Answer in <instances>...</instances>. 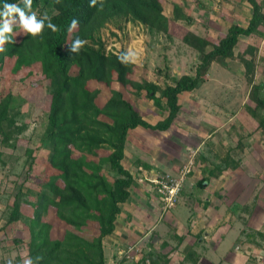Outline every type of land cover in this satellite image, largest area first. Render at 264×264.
Returning a JSON list of instances; mask_svg holds the SVG:
<instances>
[{
	"label": "rangeland",
	"instance_id": "rangeland-1",
	"mask_svg": "<svg viewBox=\"0 0 264 264\" xmlns=\"http://www.w3.org/2000/svg\"><path fill=\"white\" fill-rule=\"evenodd\" d=\"M256 2L264 14V0ZM31 3L39 19L55 14L52 0ZM162 5L171 21L169 34L134 21L116 6H104L81 34V48L116 58L135 53L127 61L136 67L134 83L154 85L159 96L180 77H193L203 54L231 26L246 28L252 17L248 0H164ZM257 31L240 36L230 57H216L201 73L197 89L178 96L179 109L167 130L127 132L121 165L132 183L129 197L118 206L114 231L102 239L104 264H264V106L258 104L264 101V25ZM10 35L5 52L21 45L5 58L4 67L0 53V112L9 93L17 94L0 124V264H23L29 257L35 264L48 257L63 232V227L55 231L59 221L53 211L40 222L35 214L37 201L51 195L48 189L57 179L60 164L52 158L58 128L50 122L47 82L39 70L42 42L27 41L18 27ZM185 35L208 45L199 51L182 41ZM91 83L98 97L112 98ZM85 89L79 82L75 91L78 104L88 108ZM127 96L151 124L168 114L163 99L161 111L136 87ZM87 115L96 118L93 111ZM99 121L112 128L113 119ZM79 128L70 157L86 162L87 174L112 186L119 176L107 161L111 135L101 133L103 143L89 151L82 139L95 134L85 122ZM172 183L177 192L170 205L166 186ZM15 208L19 219L10 221ZM93 218L74 228L62 264H76L71 255H88L97 228ZM47 223L52 227L45 234Z\"/></svg>",
	"mask_w": 264,
	"mask_h": 264
},
{
	"label": "trees",
	"instance_id": "trees-1",
	"mask_svg": "<svg viewBox=\"0 0 264 264\" xmlns=\"http://www.w3.org/2000/svg\"><path fill=\"white\" fill-rule=\"evenodd\" d=\"M163 1L95 0L94 4H90V0H52L55 14L49 18L51 23L56 26V31L49 29L46 26L48 21H45V26L36 36L26 33L27 41L38 42L40 40L42 42L40 48L42 60L39 70L41 77L47 82L45 92L49 98L50 122L58 128L55 134L52 160L54 163L60 164L57 179L48 189L51 195L45 194L39 198L35 206V214L37 221L40 222L44 214L53 211L59 221L55 231L58 233L60 227H63L62 237L54 239V248L48 257L45 260L39 259L35 264H62L64 261L62 257L68 256V252L65 253L63 248L70 241L74 228L80 229L84 222L87 223L93 217V219L95 217L97 219V228L92 247L88 244V255L81 259L77 255L71 256L76 260V264H104L102 239L114 231V222L119 213L118 206L129 197L128 189L132 183L131 174L121 165L127 132L137 127L156 131L167 130L179 109L178 96L197 89L202 83L201 73L208 69L209 64L216 57H230L240 36L249 37L258 33L259 26L264 25V14L261 12L260 4L256 0H248L252 8V17L247 27L231 26L217 44H214L209 52L203 54L193 77L189 75L180 77L173 85L162 89L159 96H156L158 92L154 85L134 83L132 73L136 67L133 64L127 61L122 63L116 57L96 54L81 47L78 52L70 51L71 43L76 38H81L84 29L99 15L104 6H116L120 12L134 21L163 34H169L172 29L171 21L163 11ZM6 2L17 3L23 7L22 0H6ZM73 19L77 21V24L69 31V24ZM16 29L17 26H13L12 32ZM193 38L191 35H185L182 41L199 51L208 45L203 39ZM6 45L8 44L5 42L3 51H0L2 67L5 65V58L13 57L21 43H16L8 52L4 50ZM123 56L125 55L123 54L122 58ZM73 68L76 70L75 75L71 73ZM92 81L101 85L102 89L112 95V98L104 101L98 97ZM79 82L86 88L88 108H83L78 104L79 97L75 89ZM26 86L34 89L30 84H26ZM132 87L142 90L144 96L161 111H163L161 105L163 99L165 107L168 109L167 116L155 124L140 117L139 112L132 106L133 102L127 96ZM36 91L34 89L32 93L34 94ZM13 95L17 94L9 93L8 104L0 112V124L6 118ZM258 104L264 106V101L258 100ZM92 111L95 113L96 118L94 119L87 115ZM101 117L113 119L111 129L99 121ZM82 122H85V125L95 134L93 137L88 135L87 138L82 139L89 151L103 143L101 133L105 132L111 135L112 152L107 161L109 169L119 176L113 181L112 186L106 184L100 176L92 174L91 171L90 174H87L84 171V168L89 167L86 162L83 160L73 161V158L70 157L74 139L80 135L79 125ZM90 177L95 178L96 182H89L88 178ZM15 219H19L18 208L12 212L10 221ZM51 227V223L45 225V234L49 233Z\"/></svg>",
	"mask_w": 264,
	"mask_h": 264
},
{
	"label": "clouds",
	"instance_id": "clouds-1",
	"mask_svg": "<svg viewBox=\"0 0 264 264\" xmlns=\"http://www.w3.org/2000/svg\"><path fill=\"white\" fill-rule=\"evenodd\" d=\"M23 7L17 3H8L6 0H0V51H3V45L5 42H11L12 36L10 35L13 31V26H17L22 29L25 33L36 36L45 26V21H48L47 27L52 31H56V26L51 23L50 18L47 14H44L40 19H37L36 13L31 11V0H22ZM95 0H90V4H94ZM77 21L73 19L69 24L68 30L71 31L75 28ZM83 41L76 38L70 45L71 52H78L82 46ZM135 53L127 52L126 56L122 55L118 57L123 63L133 58ZM39 259V258H37ZM11 264V261L8 262ZM23 264H33L32 259L25 258Z\"/></svg>",
	"mask_w": 264,
	"mask_h": 264
},
{
	"label": "built area",
	"instance_id": "built-area-1",
	"mask_svg": "<svg viewBox=\"0 0 264 264\" xmlns=\"http://www.w3.org/2000/svg\"><path fill=\"white\" fill-rule=\"evenodd\" d=\"M166 191L168 192V202L170 205H172V199L175 197V194L177 192V185L172 183V185L169 187V186H166Z\"/></svg>",
	"mask_w": 264,
	"mask_h": 264
},
{
	"label": "crops",
	"instance_id": "crops-1",
	"mask_svg": "<svg viewBox=\"0 0 264 264\" xmlns=\"http://www.w3.org/2000/svg\"><path fill=\"white\" fill-rule=\"evenodd\" d=\"M169 253H170V252H168V254H169ZM168 254H166V255H168ZM169 256L171 257V254H170ZM169 256H168V257H169ZM170 257H169V258H170Z\"/></svg>",
	"mask_w": 264,
	"mask_h": 264
}]
</instances>
